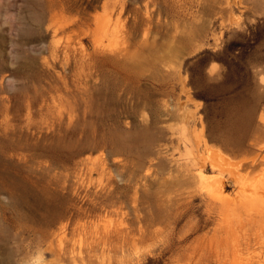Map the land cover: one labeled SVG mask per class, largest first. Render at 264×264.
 I'll list each match as a JSON object with an SVG mask.
<instances>
[{"label": "rangeland", "instance_id": "obj_1", "mask_svg": "<svg viewBox=\"0 0 264 264\" xmlns=\"http://www.w3.org/2000/svg\"><path fill=\"white\" fill-rule=\"evenodd\" d=\"M262 211L264 0H0V264H264Z\"/></svg>", "mask_w": 264, "mask_h": 264}, {"label": "trees", "instance_id": "obj_2", "mask_svg": "<svg viewBox=\"0 0 264 264\" xmlns=\"http://www.w3.org/2000/svg\"><path fill=\"white\" fill-rule=\"evenodd\" d=\"M227 48H228V47H225V48L223 49V52H227ZM219 61H221L222 63H224V65H226V67H228V69H229V65H228V63H227L226 60H224V59H219Z\"/></svg>", "mask_w": 264, "mask_h": 264}, {"label": "bare ground", "instance_id": "obj_3", "mask_svg": "<svg viewBox=\"0 0 264 264\" xmlns=\"http://www.w3.org/2000/svg\"><path fill=\"white\" fill-rule=\"evenodd\" d=\"M263 212V211H262ZM264 213V212H263ZM264 215V214H263Z\"/></svg>", "mask_w": 264, "mask_h": 264}]
</instances>
